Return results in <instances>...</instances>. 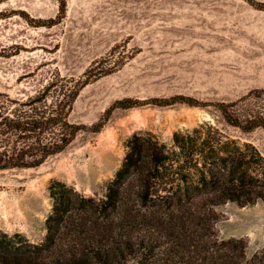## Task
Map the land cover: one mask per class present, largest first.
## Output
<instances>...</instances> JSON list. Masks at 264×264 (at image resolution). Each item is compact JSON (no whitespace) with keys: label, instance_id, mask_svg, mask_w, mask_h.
<instances>
[{"label":"rangeland","instance_id":"obj_1","mask_svg":"<svg viewBox=\"0 0 264 264\" xmlns=\"http://www.w3.org/2000/svg\"><path fill=\"white\" fill-rule=\"evenodd\" d=\"M61 3L0 0V91L25 99L56 75L84 80L91 70L100 76L71 113L90 125L125 97L228 101L264 87V9L250 0H66L65 12ZM206 121L264 154V128L244 132L212 106L118 107L100 131H81L40 166L0 170V228L43 240L52 180L102 196L134 134L153 132L171 144L176 131ZM216 209L222 238H244L250 256L264 248V201Z\"/></svg>","mask_w":264,"mask_h":264},{"label":"trees","instance_id":"obj_2","mask_svg":"<svg viewBox=\"0 0 264 264\" xmlns=\"http://www.w3.org/2000/svg\"><path fill=\"white\" fill-rule=\"evenodd\" d=\"M250 2L264 9L263 2ZM61 5L65 12L66 0ZM92 73L84 80L56 75L25 99L0 91V170L40 166L81 131H100L118 107L212 106L244 132L264 128V87L228 101L184 94L125 97L93 124L74 122L81 90L100 76ZM127 147L102 196L52 180L43 240L0 228V264H264V248L250 256L244 238L220 236L216 209L230 201L241 206L264 201V154L256 145L206 121L176 131L171 144L141 132Z\"/></svg>","mask_w":264,"mask_h":264}]
</instances>
